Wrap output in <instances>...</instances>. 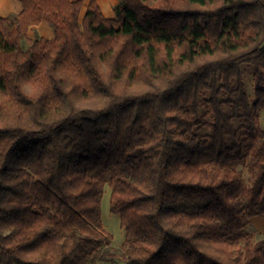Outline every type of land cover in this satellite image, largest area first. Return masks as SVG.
Here are the masks:
<instances>
[{"label":"trees","instance_id":"obj_1","mask_svg":"<svg viewBox=\"0 0 264 264\" xmlns=\"http://www.w3.org/2000/svg\"><path fill=\"white\" fill-rule=\"evenodd\" d=\"M20 2L0 17V264L106 258V186L123 264H264V0ZM43 21L55 37L30 38Z\"/></svg>","mask_w":264,"mask_h":264},{"label":"rangeland","instance_id":"obj_2","mask_svg":"<svg viewBox=\"0 0 264 264\" xmlns=\"http://www.w3.org/2000/svg\"><path fill=\"white\" fill-rule=\"evenodd\" d=\"M8 10L10 13L9 15H5V16L14 17L15 14L18 13V10H19L18 4L16 3V6H13L10 9L2 8L1 13H5ZM28 35H29V31H28ZM28 44L29 42L27 41V39H24L23 40L24 48H26ZM243 67L245 71V81L247 83V88H248L249 93L252 95L253 94V66L244 65ZM262 123L264 125V120H262ZM110 201H111V188L109 186H106L104 188V194L102 198V218H103V222H104L106 229L112 233L113 239L110 245L105 246L103 248V253L106 256V258L98 259L96 262H92L91 264H123L121 255L124 252L123 243H124V238H125V231L121 224L120 216L118 214L111 212ZM260 225L264 227V215H257V216L252 217L251 223L248 226V229L258 235L260 233Z\"/></svg>","mask_w":264,"mask_h":264},{"label":"crops","instance_id":"obj_3","mask_svg":"<svg viewBox=\"0 0 264 264\" xmlns=\"http://www.w3.org/2000/svg\"><path fill=\"white\" fill-rule=\"evenodd\" d=\"M98 3L101 6L102 12L106 17H114L116 15L115 6L120 2V0H97ZM20 0H0V17L9 15V10L5 13H1L2 8L10 9L13 6H16V3L18 4L19 10L21 11V2ZM90 0H84V5L81 11V19L84 17L86 13L87 6L89 4ZM8 13V14H7ZM44 36L47 38H54L55 37V31L53 27L46 21L41 22L40 24L33 25L29 29V37H36V36ZM260 232L264 233V227L260 225Z\"/></svg>","mask_w":264,"mask_h":264}]
</instances>
